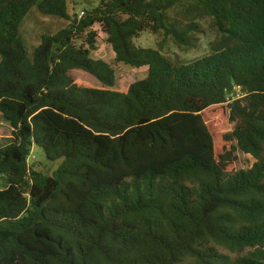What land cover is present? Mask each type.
I'll return each mask as SVG.
<instances>
[{
    "label": "trees",
    "instance_id": "obj_1",
    "mask_svg": "<svg viewBox=\"0 0 264 264\" xmlns=\"http://www.w3.org/2000/svg\"><path fill=\"white\" fill-rule=\"evenodd\" d=\"M68 1L0 0V264H264L240 255L264 250V0H99L28 52V13L69 20ZM202 22L216 38L188 63L133 42L194 49ZM94 25L143 80L114 89ZM225 104L234 128L215 146L202 115ZM33 146L61 161L51 176Z\"/></svg>",
    "mask_w": 264,
    "mask_h": 264
},
{
    "label": "rangeland",
    "instance_id": "obj_2",
    "mask_svg": "<svg viewBox=\"0 0 264 264\" xmlns=\"http://www.w3.org/2000/svg\"><path fill=\"white\" fill-rule=\"evenodd\" d=\"M99 0H69L67 3L69 20L49 17L42 15L36 7L28 13L21 26V37L24 40L28 52H31L40 44L42 35H54L58 31L67 28L69 22L78 21L85 11L91 10L98 4ZM202 33L197 35L198 41L194 49H183L175 46L169 39L164 38L162 33L152 34L150 32L141 33L134 44L142 48L158 49L162 54L170 59L188 63L210 54L209 44L216 38V33L212 31L207 22H202ZM96 34V50L91 53V58L94 60H101L109 64L115 71L116 85L115 90L125 91L127 87L137 81L143 80L147 74V68L132 69L122 64L115 62L114 53L107 42V36L101 31L98 25L92 28ZM80 44V43H78ZM70 77L80 85H91L94 87H103L93 77L82 72L81 70H74L69 73ZM202 119L206 124L208 130L212 134L215 146L222 143V136L230 133L234 128L228 116L227 105L211 108L202 115ZM11 127L5 122L0 115V145H6L11 141ZM35 157L34 163L36 169H40L43 175H49L56 171L61 164V161L49 162L47 161L43 151L38 147L33 146L30 149ZM237 170L248 169L253 164V159L248 155L237 153ZM41 165V166H40ZM5 187L4 180L0 179V189ZM224 253L227 251L221 250ZM264 258V250L257 251L246 248L240 255L252 256L259 259L258 255ZM260 260V259H259Z\"/></svg>",
    "mask_w": 264,
    "mask_h": 264
},
{
    "label": "built area",
    "instance_id": "obj_3",
    "mask_svg": "<svg viewBox=\"0 0 264 264\" xmlns=\"http://www.w3.org/2000/svg\"><path fill=\"white\" fill-rule=\"evenodd\" d=\"M35 161V157L33 156L32 152H30L28 159H27V163L30 166L32 163H34Z\"/></svg>",
    "mask_w": 264,
    "mask_h": 264
}]
</instances>
